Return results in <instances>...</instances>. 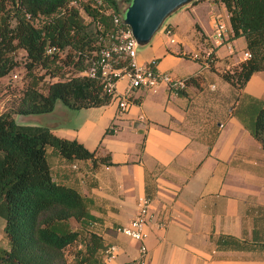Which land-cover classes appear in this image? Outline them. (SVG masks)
Instances as JSON below:
<instances>
[{
    "label": "crops",
    "instance_id": "obj_1",
    "mask_svg": "<svg viewBox=\"0 0 264 264\" xmlns=\"http://www.w3.org/2000/svg\"><path fill=\"white\" fill-rule=\"evenodd\" d=\"M205 3L210 7L207 32L196 19L201 35L180 43L179 51L168 43L171 54L137 53V63L157 58L162 71L193 76L183 91L173 93L163 85L136 89L123 113L115 97L96 106L107 113L112 132L92 148L50 129L96 149L97 157H110L112 164H94L48 149L53 175L77 188L87 205L89 218L72 228L99 234L105 247L117 244L118 262L136 259L139 243L115 228L133 219L139 201L149 196L155 215L146 227L143 264H264V149L252 133L264 108V70L241 88L222 78L224 70L244 60L243 37L217 46L209 67L193 57L210 48L214 15L227 18L224 5L215 0H197L179 13ZM175 24L169 25L174 37L180 32ZM214 78L221 80L219 86ZM124 85L121 81L118 89ZM74 246L78 250L82 244ZM103 256L100 250L101 263Z\"/></svg>",
    "mask_w": 264,
    "mask_h": 264
},
{
    "label": "trees",
    "instance_id": "obj_2",
    "mask_svg": "<svg viewBox=\"0 0 264 264\" xmlns=\"http://www.w3.org/2000/svg\"><path fill=\"white\" fill-rule=\"evenodd\" d=\"M130 4L131 0H121ZM197 0H194L195 2ZM224 5L230 39L243 37L250 57L224 70L222 78L241 88L255 72L264 70V0H215ZM0 0V79L17 64L14 54L25 51V66L31 81L15 108L0 112V213L8 248H0V264H104L97 257L105 249L102 237L93 231L73 229L70 219L89 218L82 194L52 173L50 152L73 160L112 164L108 155L95 156L77 139L54 134L48 127L19 124L13 114L53 110L57 100L70 108L100 106L111 96L102 84L83 74L112 31V14L118 0ZM82 12L89 18L84 21ZM47 45L59 50L45 54ZM216 47L213 48L215 50ZM49 77L46 92L39 89L37 68ZM186 77V81L193 80ZM112 132V128H107ZM253 136L264 149V108L256 116ZM77 242L71 261L65 249Z\"/></svg>",
    "mask_w": 264,
    "mask_h": 264
},
{
    "label": "built area",
    "instance_id": "obj_3",
    "mask_svg": "<svg viewBox=\"0 0 264 264\" xmlns=\"http://www.w3.org/2000/svg\"><path fill=\"white\" fill-rule=\"evenodd\" d=\"M98 3L101 0H95ZM80 0H70V5L79 4ZM118 9L115 13L112 9H106L112 14V31L108 35L106 43L99 49L95 59L83 70V74L91 79H96L102 84L103 91L116 98L118 109L121 113L127 111L132 103L133 92L136 89L154 90L163 85L170 92L179 93L187 86L186 77L173 75L171 72L162 71L158 67V59L151 58L145 63H137L138 43L134 38L130 27L124 22V14L127 10ZM213 29L209 36L211 43L204 54H194L195 59H201L204 67H209L214 58V47L222 45L229 39L230 27L227 18L223 14L217 13L213 17ZM168 43H176L173 29L167 25L164 29ZM59 49L54 45H47L45 54L53 55ZM244 59L250 57V53H243ZM121 81L125 82L123 90L118 89ZM152 199L144 196L138 203L136 216L127 224L119 225L115 228L120 233L139 243V255L136 259L126 262L116 261L119 253V246L115 243L108 244L104 251V264H143L148 254L145 244L147 237L146 227L154 217ZM160 227L165 223L161 222Z\"/></svg>",
    "mask_w": 264,
    "mask_h": 264
},
{
    "label": "rangeland",
    "instance_id": "obj_4",
    "mask_svg": "<svg viewBox=\"0 0 264 264\" xmlns=\"http://www.w3.org/2000/svg\"><path fill=\"white\" fill-rule=\"evenodd\" d=\"M84 1L87 0H80L77 6L81 5V3ZM118 5L120 9H123L129 4L118 0ZM206 5L209 4L205 3L199 5L191 12L187 11L181 15L179 13L180 8L172 12L164 20L159 30L153 35L147 44L137 46V52L146 56L163 53L171 54L172 51L167 47L168 41L164 34L165 27L170 24L175 28L177 27L175 23L179 25L180 32L175 34L176 43L171 47L172 49H175V51H179L180 43L184 42L185 40H194L199 35H201L200 28H198L197 25L198 23L202 26L203 30L207 32L209 22L208 8L210 7L207 8ZM82 15L84 21L87 22L89 18L84 14V12H82ZM196 19H198V23ZM241 41L242 38L239 42L240 46ZM14 59L17 61V64L7 75L0 79V112L7 110L9 107L15 108L17 103L22 98L24 91L29 85V82L31 81V77L28 75L25 66V51L23 49L17 50L14 54ZM35 76L39 77V89L44 92H46L48 83L56 80V78L49 77V75L46 74L45 69L40 67L35 70ZM220 81L221 80H215L214 78V80L212 79L211 82L214 84L216 83L217 86H219L221 83ZM211 82H209V84ZM106 114L107 113L105 110L101 107L93 106L74 109L68 107L61 100H57L53 110L49 112L30 114L14 113L13 117L19 124L44 126L48 127L54 132H64L69 137L74 136L83 140L86 145L92 148L98 142H100L104 134L109 133L107 132V128L110 127L111 121L108 123L105 121ZM0 210L3 209L1 208ZM0 218L2 219V226L0 227V246L8 247V239L4 233V211L0 213ZM70 225L71 227H75L76 220L70 219ZM75 244H72L65 249V253L69 261L72 260L71 253L75 251Z\"/></svg>",
    "mask_w": 264,
    "mask_h": 264
},
{
    "label": "water",
    "instance_id": "obj_5",
    "mask_svg": "<svg viewBox=\"0 0 264 264\" xmlns=\"http://www.w3.org/2000/svg\"><path fill=\"white\" fill-rule=\"evenodd\" d=\"M194 0H131L124 14L138 45L147 44L164 20L175 10Z\"/></svg>",
    "mask_w": 264,
    "mask_h": 264
}]
</instances>
